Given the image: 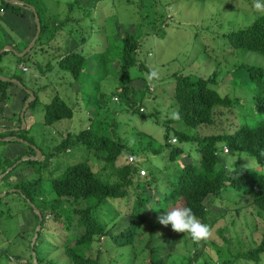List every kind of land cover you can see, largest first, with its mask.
I'll use <instances>...</instances> for the list:
<instances>
[{
  "label": "rangeland",
  "instance_id": "rangeland-1",
  "mask_svg": "<svg viewBox=\"0 0 264 264\" xmlns=\"http://www.w3.org/2000/svg\"><path fill=\"white\" fill-rule=\"evenodd\" d=\"M29 1H31V6L34 5L37 8L41 22L46 27L38 34L39 39L32 49L30 48L31 50L26 56L19 58L20 62H18V59L14 58L17 56L16 53L23 52L29 46L35 38L36 29L27 42L24 32H28L29 19H25L22 14L12 12L8 8L1 9L0 45L3 44L1 48L6 46L7 48L1 59L0 73L8 78L13 73L18 74L28 89H37L38 86L45 85L37 92V101L32 102L23 115V123L28 128V133H25L27 139H32L43 152L48 151L49 147L59 140L60 133L64 137L69 131H78L83 126L90 124L88 117L91 116L97 120V123L92 124L93 127L98 132L102 131V134L106 136L118 138L130 146H135L141 137L144 142L147 141L146 145L160 148L158 153H153L148 148L145 155L138 159L142 170L155 172L168 166L171 171L169 173L176 174V169L181 164L193 161L195 156L198 157V152H194L192 149L190 155L181 154L177 161L171 163L168 159L169 149L164 148L162 144L163 121L175 111V108H169L172 99L168 95L173 92L174 81L171 74L178 70L203 77L217 71L216 82L212 84V87L221 95L231 94L239 97L237 103L232 106L233 111H228L227 115L223 113L218 115L216 122L220 121V124H206L195 127L192 131L209 130L215 127L216 130L222 132H231L237 126L239 119L243 117L255 121L256 115L254 116L249 107L254 103L250 91L247 90L249 82L246 81L245 73L233 69V64L246 61L264 67V57L254 52H244L238 55L230 52V49L223 43V32L226 29L219 27L220 24L227 25L230 20H234V23L238 25L250 21L248 18L256 14L264 15V12H258L254 8L253 3L252 8L248 10L249 5L242 0H82L86 2L85 7H72L73 9L69 13V16L81 20L77 23L71 19L57 27L55 23L68 13L69 3L73 0ZM23 7L22 10H24ZM26 14L30 17L31 12L26 11ZM242 16L248 18L242 19ZM32 27L34 26L32 25ZM156 27H161L162 34L160 36L155 34ZM127 30L140 36L137 57L146 65L143 70H139L136 66L129 69L130 76L134 78L132 84L139 90L142 89L144 80L147 83H152L155 93H158L159 96L156 101L147 97L148 93L143 98L146 118L125 109L126 106L111 94V90L117 84L118 58H116L117 61L111 63L112 70L109 71L107 67L105 72L109 71L108 74L97 81L99 92L104 94V99L100 97L99 101L96 100L99 92L95 94L96 98L93 97L94 94H91V91L95 90L94 79L100 76L94 55L109 42V36L119 38ZM84 35L86 41L82 43L80 38ZM71 49L91 54L85 60L81 76L74 82L69 73L56 66L57 56ZM46 62L50 64L48 65L50 69L47 71V67L43 66ZM23 66L26 68L25 70L22 69ZM40 66H42L45 75V78L41 80L39 77L42 76L38 75ZM153 70L156 72V76L149 79V74ZM231 80L232 82L229 83ZM18 87L17 85L9 86L8 100L0 101V106L4 108V117H2L1 123L8 122L18 125L21 122L17 114L20 117L21 107L25 102L20 103L22 93ZM149 88L151 90V85ZM54 94H58L73 107V117L71 120L64 119L60 123L49 126L43 124L42 121L44 105L49 104ZM156 104L160 110L158 115H155L153 110V107H158ZM173 126L179 129L183 127V123ZM169 135L171 137L172 133L170 132ZM26 145L28 144L18 141L1 142L0 160L4 158L3 155L13 159L20 151L26 149ZM182 145L187 147L185 143ZM92 153L94 152L90 151L89 153L85 148L80 147L60 152L46 162L47 166L42 173L40 169V174L43 179H48L51 175L59 173L65 164L70 165L81 158H87L94 170H99L103 163H108L101 156L98 157L95 155L96 153ZM217 156L223 165L233 163L235 160L255 173L257 171L264 172V165L250 157L240 156L237 159L235 156L223 155L220 151L217 152ZM22 160L16 163L17 168L6 178L0 179V193H6L0 197V264H21L15 261L12 256L26 254L23 243H26L25 241L29 237V229H35L39 223H36L34 217L36 212L25 204L14 191L15 188L12 187V184L17 181L37 178L33 163L27 165L28 163ZM123 161H127L126 155L120 158L119 162ZM41 166V168L44 167V165ZM8 167L6 165L5 169ZM105 172H110V170L106 169ZM168 176L174 178L170 177V174ZM36 187L41 188L40 184H37ZM130 191L136 196L139 189ZM142 193L148 195L151 191L148 189ZM45 194L47 197H53V193L49 191ZM152 195L153 199L157 198L155 193ZM225 197L227 199L216 201L211 206L213 211L223 212L224 217L219 218L211 225L207 239H202L196 244L190 236L162 225L154 228V238L151 239V225L155 219H151L150 211L152 212L153 209H151V203H148L144 210L149 211V216L142 225L135 226L131 242L118 247L109 239L100 240L94 242L91 247L85 248L84 254L92 258L98 257L100 264H144L147 263L145 259L148 257L149 248L147 245L149 244L150 247L159 245L162 247L160 251L162 254H169L166 264H184L185 256L195 250L194 264H206L207 260L220 261L222 257L220 256L218 259L210 246L211 243L219 247L223 246L224 237L222 238L218 232L219 228L227 229L223 232L225 238L235 232L239 233L243 246L252 245L251 238L258 240L264 233V213L257 214L254 208L242 207L246 205L249 194L243 197L231 190L225 193ZM132 198L128 202L121 199L111 200L108 204L109 207L106 206L108 210H111V213L109 215L100 213L103 215V222L109 221L108 227L113 225V233L116 234L128 226L133 228V223L128 216ZM158 199L160 198L158 197ZM234 200L241 201L239 204L233 205L232 201ZM239 207L241 208L236 212L235 209ZM231 220H234V223H231ZM74 224L73 221L69 229L65 230L63 221L60 222L53 218L44 219L43 227L39 232L40 239L37 240L35 247L39 264H68L59 245L68 235L75 237L78 234L79 229H75ZM33 235L34 233L31 239ZM28 264H35L33 256L32 261ZM242 264L254 263L251 261L242 262ZM258 264H264V253L261 254Z\"/></svg>",
  "mask_w": 264,
  "mask_h": 264
},
{
  "label": "trees",
  "instance_id": "trees-1",
  "mask_svg": "<svg viewBox=\"0 0 264 264\" xmlns=\"http://www.w3.org/2000/svg\"><path fill=\"white\" fill-rule=\"evenodd\" d=\"M21 1L31 5L29 0ZM242 1L249 5L248 10L252 8V3L255 4L257 2V0ZM260 2L264 3V0H260ZM69 4L68 13L55 23L57 27L64 25L71 19L76 22L81 20L80 18L69 16L70 8L72 11V7H85V4L79 3V0H73ZM22 7L20 4H10L5 0H0V10L8 8L12 12L17 13L22 11ZM34 8L40 22V34L44 31L46 25L41 22L37 8L35 6ZM243 18L248 17L242 16ZM248 19L250 21L242 22L238 25L234 23V20L228 21L227 25L224 26L220 24L219 27H225L226 29L223 32V43L230 49V52L236 53L235 55L244 52H254L264 57V15L256 14ZM155 29L157 30L155 34L160 36L162 34L161 27H156ZM38 39L39 36L36 41ZM108 39L109 42L94 55L100 76L94 79L95 90H92L91 94H94V97L99 92L97 81L101 80L102 77L112 70L111 63L117 61L116 58H118L117 84L114 85L111 94L117 101L126 106L125 109L136 112L146 118L143 98L148 93L147 97L149 96L156 101L159 96L158 93H155L152 83H147L144 80L142 89L139 90L132 84L134 78L130 76L129 69L134 66L138 67L139 70L146 68V65L139 61L137 57L140 36L127 30L119 38L109 36ZM80 40L84 43L86 36L84 35ZM2 46L3 44L0 45V49ZM4 52L6 50L0 55V63ZM27 53L21 57L15 56L14 58H17V61L20 62L19 58L26 56ZM90 55V53L85 54L80 50L71 49L64 54L58 55L56 66L58 69L69 73L74 82L81 76L85 60ZM48 65H50L48 62L43 65L47 67L46 71L50 69ZM107 67L109 71L105 72ZM38 68L39 73L43 75L42 66ZM233 69L235 71L240 70L246 75V81L248 80L249 82L247 90L250 91L254 100V103L250 104L249 107L252 109L254 116L256 115V119L254 122L252 121L253 119L246 117L239 119L237 126L231 132H222L216 130L217 128L215 129V127L209 130L192 131L195 127L219 123L220 121L216 122L218 115L222 113L227 115L228 111H233L232 106L239 99L236 95H221L212 87V84L216 82L217 71H213L206 77L201 75L194 76L181 70L174 71L171 74L174 81L173 92L168 95L172 99L169 108H175V111L163 121L162 144L164 148L169 149L168 159L171 163L177 161L178 156L181 154L190 155L192 149L194 152H198V157L195 156L193 161L181 164L176 169V174L169 173L171 171H169L168 166H165L161 171H150L139 175L141 166L138 159L145 155L148 148L153 153H158L160 148L146 145L147 141L144 142L141 137L135 146H130L121 142L118 138L106 136L102 134V131L98 132L93 127L92 124L97 123L95 117H88L90 124L83 126L78 131H69L64 137L60 133L59 140L51 145L48 151L43 152L32 139H27L28 128L26 126L25 128H20L21 122L18 125L1 123L2 117H4V108L0 106V137H20L32 145L35 144L36 146L34 145V147H37L41 152L40 158L37 160H22L28 163L27 165L33 163L34 173L37 174V178L24 179L12 184V187L15 188L14 191L25 204L30 207L28 203L30 201L41 214L40 229L37 232L33 246H31L30 242L34 229L31 228L29 229V237L25 241L26 243H23L26 254L15 255L12 258L21 264H28L32 261L33 256L36 264H39L35 247L37 240L40 239L39 232L46 218L63 221L65 230H68L74 221L75 229H79L75 237L68 235L59 245L62 255L67 259L68 264H100L98 257L92 258L84 254L85 248L91 247L94 242L105 241V239H109L110 242L118 247L131 242L135 226L142 225L149 216V211L146 212L144 210V208L146 209L145 205L148 203H151V209L158 207H166L169 210L172 208H189L194 217L202 224L207 225L209 229L219 218L224 217L223 212L217 213L212 210L211 206L216 201L227 199L225 193L231 190L243 197L249 194L246 205L242 207L254 208L257 214L264 213V172L257 171L255 173V171L248 169L247 166L238 164L235 160H233V163L223 165L217 156V152L220 151L223 155L235 156L237 159L240 156L250 157L264 165V67L255 63L240 61L233 64ZM9 77L18 79L24 88H28L18 74L13 73ZM231 82L232 80L229 83ZM11 85L17 84L0 79V101H7L9 95L7 90ZM150 85L151 90L149 88ZM44 87L45 85L43 84L38 86L37 89L30 88L35 97L29 105L37 101V92ZM18 88L24 91L20 86ZM29 97L28 93H24L21 104ZM96 97L94 98L99 101L100 97L104 99V94L99 92ZM156 106L158 105L156 104ZM153 110L155 115L160 112L159 106L153 107ZM17 117L18 119L20 118L18 114ZM72 117L73 107L58 94H54L49 104L44 105L42 121L45 125L50 126L60 123L64 119L71 120ZM178 123H183V127L178 129L173 126ZM170 132L172 133L171 137L169 135ZM170 138H175V145L170 143ZM9 141L15 142L16 140L11 139ZM1 142L4 141L0 140ZM183 143L187 144V147H184ZM223 146H225L226 151H223ZM25 147L27 150L20 151L13 159L3 155L4 158L0 160V173L5 171L6 165H13L23 155L29 157L35 155L34 147L30 145ZM73 147L85 148L89 153L92 151L94 152L92 154L96 153L95 155L101 156L108 163H103L101 169L94 170L87 158H81L70 165L65 164L59 173L51 175L48 179H43L40 169L42 173L47 166L46 162L60 152L71 151ZM125 155L126 157L132 155L133 161L119 162L120 158ZM37 162L39 163L36 164ZM41 165H44V167L41 168ZM15 168L17 166H14L13 169L6 173L2 180ZM106 169L110 170V172H105ZM166 173L174 178H169ZM37 184H40L42 189L36 187ZM130 188L139 189L136 196L132 194ZM148 189L151 193L148 195L142 193ZM47 191L53 193L52 198L51 196H46L45 192ZM152 193H155L157 198L153 199ZM131 197L133 198L128 216L133 223V228L128 226L115 234L113 233V225L108 227L109 221L103 222V215H100V213H105V215L111 213V210L106 207L111 200L121 199L128 202ZM48 198L51 200H47ZM240 201L234 200L232 202L235 205L239 204ZM154 202H156L155 205H153ZM240 208H236V212ZM163 211V209L150 211L151 219H155V222L151 225V239L154 238V228L161 226L157 221V215ZM34 217L36 218V223H38L37 214ZM231 223H234V220H231ZM164 227L171 228L170 225ZM224 230L226 231L227 229H224V227L218 229L222 238L224 237L223 246L219 247L214 243L210 245L218 259L220 256L222 259L220 261L207 260L206 264H242V262L248 263L251 261L254 264H258L261 254L264 253V233L258 240L251 238L252 245L243 246L239 233L235 232L225 238L223 236ZM147 246L149 253L145 259L147 263L144 264H166L168 262L169 254H162L160 252L162 250L161 246L150 247L149 244ZM185 257L186 262L184 264H194L196 250Z\"/></svg>",
  "mask_w": 264,
  "mask_h": 264
},
{
  "label": "clouds",
  "instance_id": "clouds-1",
  "mask_svg": "<svg viewBox=\"0 0 264 264\" xmlns=\"http://www.w3.org/2000/svg\"><path fill=\"white\" fill-rule=\"evenodd\" d=\"M254 8L258 12H264V5H262L260 0H257V2L254 4ZM155 76H156V72L153 70L149 74V79H152ZM172 139H174V141H172ZM175 141H176L175 138H170L171 144H173ZM140 175H143V174H140ZM152 209L153 210H159V209L164 210L163 212H159V214L157 215V221L161 225H164V226L170 225L172 230L176 232H181V233H184L190 236L194 242H198L202 239H207V237L209 236L208 226L199 222L194 217L193 213L191 212V209L189 208H186V207L185 208H172L169 210L166 207H158V208H152Z\"/></svg>",
  "mask_w": 264,
  "mask_h": 264
},
{
  "label": "water",
  "instance_id": "water-1",
  "mask_svg": "<svg viewBox=\"0 0 264 264\" xmlns=\"http://www.w3.org/2000/svg\"><path fill=\"white\" fill-rule=\"evenodd\" d=\"M6 2L10 3V4H21L22 6L26 7V8H29L32 13H33V16H34V20H35V25H36V35H35V38L31 41V43L29 44L28 47H26L25 50H23V52H20V53H16L18 57H21L23 56L25 53H27L30 48L34 45L35 43V40L37 39L38 37V34H39V31H40V22H39V19H38V16H37V12L35 10V8L29 4H26L24 3L23 1L21 0H5ZM7 46L4 47V48H1L0 49V55L1 53L6 50ZM9 49V48H8ZM11 49V48H10ZM0 79L2 80H6V81H10V82H13V83H16L18 86H20L21 88L24 89V92L28 93L29 94V98L25 101L24 105L22 106L21 108V111H20V119H21V127L20 128H24L25 124L23 123V115H24V112L27 108V106L30 104V102L34 99V93L30 90V89H27V88H24L23 85L20 83V81L16 78H8L6 76H3V75H0ZM11 139H14L18 142H21V143H26V144H29V142H25L22 138H19V137H16V136H6V137H3V138H0L1 141H9ZM35 148V147H34ZM41 155V152L35 148V155L32 156V157H29V156H25L23 155L20 159L16 160V162L9 166L8 168L5 169L4 172H2L0 174V179L6 174L8 173L11 169H13V167L16 165V163H18L20 160L22 159H36V158H39V156ZM6 193H0V197L4 196ZM30 207L32 208V210H34V212H36L35 214H37L38 218H39V223L36 225L35 229H34V235L31 239V246H33V243H34V240L37 236V232L38 230L40 229V221H41V214L40 212L38 211V209L30 202L28 201ZM35 262V260H34ZM36 264V262H35Z\"/></svg>",
  "mask_w": 264,
  "mask_h": 264
},
{
  "label": "crops",
  "instance_id": "crops-1",
  "mask_svg": "<svg viewBox=\"0 0 264 264\" xmlns=\"http://www.w3.org/2000/svg\"><path fill=\"white\" fill-rule=\"evenodd\" d=\"M83 2V3H82ZM79 3H81V4H85L86 2L85 1H82V0H79ZM76 7V6H75ZM26 11H28V12H31V14H30V17H28L27 16V14H26ZM70 12H71V9H70ZM17 13H19V14H22V16H25V19H29V21H28V24H27V27H28V32H24L25 34H26V38H27V42L29 41V39H30V37L31 36H33V34H34V32H35V27H36V25H35V20H34V16H33V13H32V11L29 9V8H24V10H22L21 12H17ZM65 15V14H64ZM63 15V16H64ZM32 25L34 26V27H32ZM36 41V40H35ZM58 58H59V56H57V60H58ZM39 72V71H38ZM40 73H38V75H39ZM41 75V74H40ZM42 77H39V79L41 80V79H43V78H45V75L43 74V75H41ZM21 91V93H22V97H21V102L20 103H22V99H23V97H24V91L23 90H20ZM19 91V92H20ZM19 95V94H18ZM8 100V99H7ZM18 104V103H17ZM6 122V121H5ZM8 123V122H7Z\"/></svg>",
  "mask_w": 264,
  "mask_h": 264
},
{
  "label": "built area",
  "instance_id": "built-area-1",
  "mask_svg": "<svg viewBox=\"0 0 264 264\" xmlns=\"http://www.w3.org/2000/svg\"><path fill=\"white\" fill-rule=\"evenodd\" d=\"M22 69L25 70L26 68L22 67ZM172 141H174V139H172ZM222 148H223V151H226L225 146H223ZM132 161H133V156L132 155L127 156V162H132ZM139 172H140V174H144L145 173V171L142 170V169Z\"/></svg>",
  "mask_w": 264,
  "mask_h": 264
},
{
  "label": "flooded vegetation",
  "instance_id": "flooded-vegetation-1",
  "mask_svg": "<svg viewBox=\"0 0 264 264\" xmlns=\"http://www.w3.org/2000/svg\"><path fill=\"white\" fill-rule=\"evenodd\" d=\"M28 145H30V146H32V147H34V146H33L32 144H30V143H29Z\"/></svg>",
  "mask_w": 264,
  "mask_h": 264
}]
</instances>
